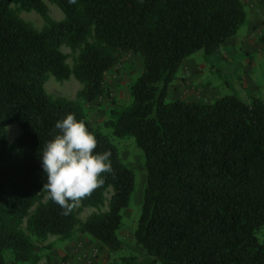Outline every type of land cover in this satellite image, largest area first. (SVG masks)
Returning <instances> with one entry per match:
<instances>
[{
    "label": "trees",
    "instance_id": "trees-1",
    "mask_svg": "<svg viewBox=\"0 0 264 264\" xmlns=\"http://www.w3.org/2000/svg\"><path fill=\"white\" fill-rule=\"evenodd\" d=\"M48 1L62 12L60 20L42 0H0V264L35 260L30 237L78 232L108 252L123 247L116 231L134 174L102 128L132 137L141 152L144 183L131 238L149 263L264 264V240L257 237L264 230V103L232 94L211 102L166 100L187 55L201 50L210 57L245 22L243 1ZM10 5L35 11L43 26L36 30ZM61 45L77 50L71 66ZM124 53L140 57L128 99L110 100L107 116L92 123L84 104L108 98L105 74ZM48 75H72L82 85L76 99L47 94ZM69 113L95 135L96 152H111L114 170L77 205L98 207L109 188L106 209L82 221L75 208L63 214L42 188V149L59 133L55 122ZM11 123L19 133L9 142Z\"/></svg>",
    "mask_w": 264,
    "mask_h": 264
},
{
    "label": "rangeland",
    "instance_id": "rangeland-1",
    "mask_svg": "<svg viewBox=\"0 0 264 264\" xmlns=\"http://www.w3.org/2000/svg\"><path fill=\"white\" fill-rule=\"evenodd\" d=\"M47 7V14L54 20L63 17L59 8L48 0H42ZM245 22L237 28L234 35L225 39L217 52L204 58L201 50L187 55L175 72V79L168 86L166 100L191 99L198 102H211L215 97L235 95L248 101L257 97L264 103V3L262 0H242ZM14 13L22 20L39 30L44 22L35 11L19 10L10 5ZM91 41V39H88ZM60 50L66 56V63L71 66L77 50L72 51L65 45ZM140 70V57L133 53H124L109 69L104 83L109 89L108 98H97L84 104V110L92 123H101L107 116L112 100L124 104L128 99L127 86ZM81 84L72 76L55 80L48 75L43 87L52 97H64L74 100ZM109 140L115 145L122 163L134 174V188L128 205L121 209V224L116 231L117 238L123 244L119 250L108 252L103 246L85 234L74 232L68 238L47 235L43 240L30 237L36 245L35 260L8 262V264H122V258L134 256L130 264H151L142 249L131 238L141 201L144 183L141 152L135 146L132 137H116L110 129L102 128ZM19 133L16 124L6 126V138L14 141ZM111 190L104 193V200L98 207H75L79 220H84L91 212L106 209ZM21 228L25 231L24 223ZM26 232V231H25ZM259 240H264V230L257 233ZM153 264H158L153 263Z\"/></svg>",
    "mask_w": 264,
    "mask_h": 264
},
{
    "label": "clouds",
    "instance_id": "clouds-1",
    "mask_svg": "<svg viewBox=\"0 0 264 264\" xmlns=\"http://www.w3.org/2000/svg\"><path fill=\"white\" fill-rule=\"evenodd\" d=\"M74 4L76 0H68ZM59 133L44 145L41 167L46 176L43 189L48 199L68 215L104 184L113 173L111 152H96L98 141L82 120L67 114L55 122Z\"/></svg>",
    "mask_w": 264,
    "mask_h": 264
}]
</instances>
